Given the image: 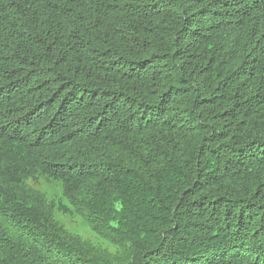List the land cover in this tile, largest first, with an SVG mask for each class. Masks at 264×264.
I'll return each mask as SVG.
<instances>
[{
  "label": "trees",
  "instance_id": "trees-1",
  "mask_svg": "<svg viewBox=\"0 0 264 264\" xmlns=\"http://www.w3.org/2000/svg\"><path fill=\"white\" fill-rule=\"evenodd\" d=\"M0 264H264V0H0Z\"/></svg>",
  "mask_w": 264,
  "mask_h": 264
},
{
  "label": "rangeland",
  "instance_id": "rangeland-1",
  "mask_svg": "<svg viewBox=\"0 0 264 264\" xmlns=\"http://www.w3.org/2000/svg\"><path fill=\"white\" fill-rule=\"evenodd\" d=\"M39 188L46 193L50 200H54L62 194V188L59 185L42 182L39 185ZM57 220L72 234L78 235L91 243L97 245L102 244V246L108 247L106 243L98 239V237L91 231L90 227L81 218L72 215L58 214Z\"/></svg>",
  "mask_w": 264,
  "mask_h": 264
}]
</instances>
